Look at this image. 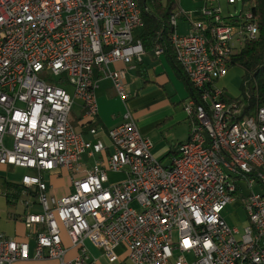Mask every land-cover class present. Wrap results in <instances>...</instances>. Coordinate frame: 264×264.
<instances>
[{
    "label": "built area",
    "instance_id": "2783aa9c",
    "mask_svg": "<svg viewBox=\"0 0 264 264\" xmlns=\"http://www.w3.org/2000/svg\"><path fill=\"white\" fill-rule=\"evenodd\" d=\"M222 1L238 0H206L186 35L177 31L187 14L171 18L174 56L195 94L184 106L190 138L164 166L128 104V69L146 54L137 0H0V166L26 172L16 202L28 231L25 241L0 232V264H97L90 247L109 264L118 249L128 264H264V106L236 121L238 105L215 88L259 28L249 6L224 17ZM102 79L125 110L110 130L98 126ZM78 105L83 131L70 122ZM61 172L69 191L55 197ZM237 200L243 230L223 217Z\"/></svg>",
    "mask_w": 264,
    "mask_h": 264
},
{
    "label": "crops",
    "instance_id": "0c3cea01",
    "mask_svg": "<svg viewBox=\"0 0 264 264\" xmlns=\"http://www.w3.org/2000/svg\"><path fill=\"white\" fill-rule=\"evenodd\" d=\"M189 1L179 0V7L190 18V20H184L185 22H188V26L186 28L187 34L192 28V23L200 19L199 13L203 8L206 0ZM141 63H143L144 73H146L145 80L143 78H140L138 74V64L140 63L136 64L133 69H128L127 72V84L131 94V98L133 99L131 101V108L133 109L135 116L138 120L139 129L142 135L150 139L154 144V156L159 161H161L164 166H170L173 162V158L176 157L178 154L179 146L189 140L191 132L190 124L189 133L186 138H182L178 135V133H175L174 136L171 137L170 132L168 133L167 131L168 129H171V127H173L174 125L180 124L182 121L186 120V118H184L183 111L173 106V96L170 95L167 88V85L170 84V79L173 76L176 79H179L181 81L183 80L179 77L178 72L169 56L164 53L159 56L155 54L154 57L145 54ZM138 79L142 81V86L141 88L135 89V92H133L131 91L132 88L130 84L131 82H133V84L138 83ZM183 82L185 83V81ZM96 96L99 107V128L102 130H110L121 124L123 121V114L125 110L122 102L117 98L110 80L102 79L98 83ZM183 101L184 99H182L180 102L182 103ZM120 105L122 108L120 107ZM77 107L81 115L80 106L78 105ZM178 111L180 113H178ZM78 131H83L80 125L78 126ZM101 137L103 138L104 142L108 145V139L103 136ZM2 169H5L9 172H13L15 170L13 168L5 167H3ZM21 171H23L24 174L26 173L24 170ZM113 178H116V176H114ZM55 180L60 179L57 178ZM11 193L13 194V191H9V195L12 196ZM10 199L14 201L12 198ZM6 204L11 203H9L7 200L5 187L4 190H0V232L8 238H13L19 241L27 240L28 231L23 222V217L27 213V210L23 208L21 213L19 212L9 214L5 206ZM36 208L39 209L36 206L34 208V211H39ZM65 242L68 244V241ZM121 251L123 250L121 249ZM90 252L93 258L97 259V264H109L100 250L90 247ZM16 264L57 263L54 261H27L19 262ZM117 264H128L123 253L120 256V262Z\"/></svg>",
    "mask_w": 264,
    "mask_h": 264
},
{
    "label": "trees",
    "instance_id": "16d2710c",
    "mask_svg": "<svg viewBox=\"0 0 264 264\" xmlns=\"http://www.w3.org/2000/svg\"><path fill=\"white\" fill-rule=\"evenodd\" d=\"M142 13L143 27L136 33V39L141 41L147 55L154 57L157 49L164 50L175 66L179 77L185 81L189 98L195 94L188 77L177 63L171 45L174 28L171 18L180 13L179 0H137ZM243 7L249 6L257 17L259 36L255 41L246 44L245 48L232 59V67L242 70V81L238 97L224 94L222 101L226 104H237L240 110L235 116L236 121H242L256 114L264 106V0H242ZM180 20H188L187 15H181ZM138 74L145 80L143 63L138 64ZM143 71V72H142ZM246 105H243L245 104ZM58 179L69 177L65 172L58 175ZM52 183V182H51ZM6 197L9 203L18 200L21 188L18 184L5 182ZM9 191H13L12 196ZM69 191V188H68ZM67 191V192H68Z\"/></svg>",
    "mask_w": 264,
    "mask_h": 264
},
{
    "label": "rangeland",
    "instance_id": "374dc122",
    "mask_svg": "<svg viewBox=\"0 0 264 264\" xmlns=\"http://www.w3.org/2000/svg\"><path fill=\"white\" fill-rule=\"evenodd\" d=\"M189 1V0H188ZM190 2V1H189ZM248 6H245V10L247 9ZM221 9H222V15L224 17L226 16H234L235 14H238L242 10V2L241 1H236L235 4H228L226 1L221 2ZM187 26L188 22L185 21H178V31L177 33L181 35H186L187 34ZM140 32V29L137 31V33ZM171 82L170 84L167 85L168 91L170 95L173 97L174 105L178 109L182 110L184 113V118L186 120L182 121L180 124L174 125L171 127V129H168V133L170 132V136H174L175 133H178L179 136L182 138H186L189 133V124L191 125L190 119L187 116V113L184 109L183 106L187 105L188 102V89L185 85V83L179 79H176L174 76L170 79ZM133 81V79H132ZM241 81H242V70L239 67H231L228 75L226 78L218 81L215 84V88L218 90H222L226 94H228L231 97H238L240 93V87H241ZM138 83L133 84L131 82V88L133 92H135V89L141 88L142 86V81L138 79ZM135 94V93H133ZM118 98V97H117ZM119 99V98H118ZM184 99V101L181 103L180 101ZM187 99V100H186ZM133 99L131 98L128 101L129 107L131 108V101ZM177 104V105H176ZM243 105H246L243 104ZM121 107V105H120ZM122 108V107H121ZM132 109V108H131ZM133 110V109H132ZM122 112V109H121ZM178 113H180L178 111ZM79 118H80V112L78 110V107L75 106L72 109L71 115H70V122L74 126L76 130H78L79 126ZM191 130V129H190ZM5 146L8 149H12L13 147V140L10 137H6L5 139ZM91 164H93V160H91ZM3 168V167H2ZM0 167V190H4L5 188V180L12 182V183H20L22 176L24 175V172L15 169L13 172L6 171L5 169H2ZM69 188V182L67 179L64 180H52V183L50 184V192L53 196L55 197H60L61 195H65L68 191ZM243 191L247 195L248 190L246 186H243ZM13 204H6L7 212L9 214H14V213H21L23 210V206L20 204V201H11ZM16 202V204H15ZM6 203V201H5ZM15 204V205H14ZM37 209V208H36ZM39 210V209H37ZM223 217L225 221L232 227H236L240 230H243V228L247 224V214L242 207L241 200H237L233 204L229 205L225 211L223 212ZM118 255L121 256L123 251L121 249H118L116 252Z\"/></svg>",
    "mask_w": 264,
    "mask_h": 264
}]
</instances>
